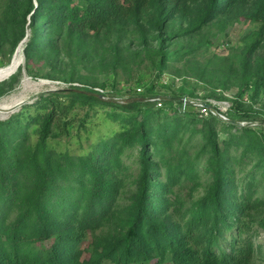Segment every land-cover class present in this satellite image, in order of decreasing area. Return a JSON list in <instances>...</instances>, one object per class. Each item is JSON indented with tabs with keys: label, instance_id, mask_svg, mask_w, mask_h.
<instances>
[{
	"label": "trees",
	"instance_id": "obj_1",
	"mask_svg": "<svg viewBox=\"0 0 264 264\" xmlns=\"http://www.w3.org/2000/svg\"><path fill=\"white\" fill-rule=\"evenodd\" d=\"M33 1L11 0L0 21L1 37L19 34L12 49L24 34L26 16L32 13L26 59L56 56L60 41L69 47L73 44L82 59L94 49L89 44L91 34L98 44L116 27L134 28L140 46L156 43L161 64L179 55L180 49L165 51L169 37L162 24L173 21L182 0H35L34 9ZM240 1L203 0L195 22H189L181 33H192L219 14L232 15ZM263 4L264 0H257V10H263ZM263 85L264 76L253 84L254 91ZM76 92L80 100L116 103L90 91ZM46 100L41 98L37 104ZM141 100L132 98L117 105L130 114L128 124L86 157L60 154L48 146L56 102L48 114L37 118L39 138L33 145L25 143L21 113L0 121V264H244L251 250L239 231L246 227L243 217L249 206L246 194L237 196L236 182L241 177L245 184L257 183V169L264 157L249 169L238 170L240 161L231 156L229 148L239 144L240 136L232 135L221 149L210 127L201 153L190 157L179 138L181 130L194 134L205 122L174 118L153 127L150 120L136 117ZM238 130L256 135L251 128ZM126 150L136 151L137 173L132 178L136 190L127 207L120 208L117 202L128 176L120 156ZM201 160L211 180L191 206L186 224L179 225L163 211L153 216L154 209L168 207L169 198L162 194L159 202L152 200L151 190L165 188L169 179L177 177L199 182ZM158 166L166 182L159 180ZM127 208L129 213L122 218L119 212ZM261 220L264 228V217ZM88 229L93 239L83 257L76 245ZM97 229L101 233L96 236ZM46 242L51 244L41 247Z\"/></svg>",
	"mask_w": 264,
	"mask_h": 264
},
{
	"label": "rangeland",
	"instance_id": "obj_2",
	"mask_svg": "<svg viewBox=\"0 0 264 264\" xmlns=\"http://www.w3.org/2000/svg\"><path fill=\"white\" fill-rule=\"evenodd\" d=\"M9 3L11 0H0V21ZM202 3L203 0H182L175 9L173 21L162 24L165 37H169L165 51L180 49L179 55L171 56L165 64H161L156 43L150 41L148 46H140L139 34L132 27L125 30L116 27L98 44L91 34L89 44L94 49L82 59L72 49L73 44L69 47L62 41L56 56L26 59L24 48L33 32L32 13L28 14L24 34L12 49L11 43L18 38V32L10 33V37L0 36V68L11 62L17 50L21 56L17 70L0 81V121H8L21 113L25 143L33 145L39 138L37 118L48 114L52 102H56L48 146L60 154L86 157L94 153L97 145L115 135L122 125L128 124L130 114L122 112L117 105L139 98L142 100L136 117L150 120L153 127L174 118L205 122L203 128L194 134L181 130L179 138L190 157L195 158L201 153L209 127L217 135L221 149L232 135L240 136L239 144L232 145L229 152L240 161L238 170L240 167L249 169L264 157V85L257 91L253 89V84L264 76V8L257 10V0H243L235 5L232 15L219 14L192 33L182 34L189 22H195ZM33 4L34 9L37 6L35 0ZM254 42H257L256 48L248 55L247 51ZM78 90L99 94L101 99L116 103L80 100ZM165 96H176L189 103L165 101ZM149 97L158 99L148 100ZM41 98L48 100L40 101L38 105ZM159 102L162 106L156 104ZM203 103L210 107H204ZM238 128H251L256 135L241 134ZM188 129L192 130V127L188 126ZM120 159L128 176L117 205L126 208L131 193L136 190L132 182L137 173L136 151L126 150ZM201 164L202 160L198 165L199 182L192 184L177 177L169 179L165 188L151 190L152 200L159 202L162 194L169 198L168 207L154 209L153 216L163 211L173 216L179 225L186 224L191 206L211 180ZM163 171L158 166V178L166 182ZM256 176L257 183L245 184L247 181L241 177L236 182L237 196L246 194L249 206V213L243 217L246 227L243 232L239 231V236L248 240L251 250L244 264H264V228L261 225L264 217V162L258 166ZM128 208L119 212L122 218L129 213ZM100 231L96 230V236ZM92 233V230H86L85 238L76 245L83 251V257L88 255L85 249L93 239ZM50 244L46 242L41 247Z\"/></svg>",
	"mask_w": 264,
	"mask_h": 264
},
{
	"label": "bare ground",
	"instance_id": "obj_3",
	"mask_svg": "<svg viewBox=\"0 0 264 264\" xmlns=\"http://www.w3.org/2000/svg\"><path fill=\"white\" fill-rule=\"evenodd\" d=\"M21 64V56L19 50H17L11 60V62L4 68H0V81L6 79L13 74L19 65Z\"/></svg>",
	"mask_w": 264,
	"mask_h": 264
},
{
	"label": "water",
	"instance_id": "obj_4",
	"mask_svg": "<svg viewBox=\"0 0 264 264\" xmlns=\"http://www.w3.org/2000/svg\"><path fill=\"white\" fill-rule=\"evenodd\" d=\"M100 97V96H99ZM165 101H170V102H175V103H189V101L185 100V99H180V98H177V97H172V96H165L163 97ZM158 99L157 97H149L148 100H156ZM204 107L206 108H209L210 105L209 104H205L203 103L202 104ZM237 124V123H235ZM248 125H251V124H248Z\"/></svg>",
	"mask_w": 264,
	"mask_h": 264
},
{
	"label": "built area",
	"instance_id": "obj_5",
	"mask_svg": "<svg viewBox=\"0 0 264 264\" xmlns=\"http://www.w3.org/2000/svg\"><path fill=\"white\" fill-rule=\"evenodd\" d=\"M158 106H162V103H156ZM203 110H205L206 111V109L204 108Z\"/></svg>",
	"mask_w": 264,
	"mask_h": 264
}]
</instances>
